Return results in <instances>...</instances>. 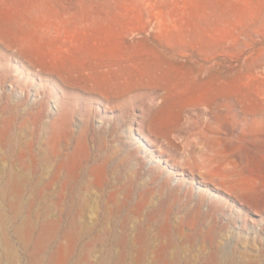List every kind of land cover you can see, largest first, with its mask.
Returning a JSON list of instances; mask_svg holds the SVG:
<instances>
[{"label":"rangeland","instance_id":"obj_1","mask_svg":"<svg viewBox=\"0 0 264 264\" xmlns=\"http://www.w3.org/2000/svg\"><path fill=\"white\" fill-rule=\"evenodd\" d=\"M30 151L72 210L31 232ZM123 234V264H264V0H0V264Z\"/></svg>","mask_w":264,"mask_h":264},{"label":"bare ground","instance_id":"obj_2","mask_svg":"<svg viewBox=\"0 0 264 264\" xmlns=\"http://www.w3.org/2000/svg\"><path fill=\"white\" fill-rule=\"evenodd\" d=\"M3 127V126H1ZM34 129V127H33ZM28 130L25 129V133L30 134V139L27 140L25 143L26 145L32 149L33 145H34V141H33V137H34V130ZM138 129V128H137ZM139 131V130H138ZM30 157V164L26 163V161H24L21 158H24L23 154H20L19 152V164L21 165V167L24 170H28L30 171V173L35 176V180L33 182L30 183V188L31 190L34 192L35 195V199L31 201V203H29L28 209L25 210L26 214L24 216V220L22 221L23 225L28 229L29 232L32 231L33 229V221L32 218H38L40 216V214L44 215V217L41 220V224L40 227L41 229H46L48 228V226L51 223H54V220H47L46 216L47 215H51L52 213H57L58 215V219L61 218L62 214L67 213V216H70V213L72 212L71 209H66L63 208V206L61 205V201H62V189L63 187L61 186L60 189L57 191V193L55 194V196L53 195V185L54 182L56 181L57 175L56 172H54L52 174V177L46 181L43 180L42 174L41 172H39L38 170V164L39 161L36 157V155L30 151L29 154ZM41 159V163H48L49 160L47 159L46 155L42 154V156L40 157ZM12 169V168H11ZM18 172V171H17ZM8 175L10 176V179L13 181V184L15 185V187L22 188L20 184H18L16 182V179H14V174L11 172H8ZM13 191V190H12ZM12 197V195H11ZM36 199H43V203L41 206V209L39 210H34L33 209V204L34 201ZM56 211V212H55ZM24 210L19 209L15 206V214L18 213H23ZM14 214V217H15ZM74 216H72L71 219H69V226L73 225V222H76L73 219ZM123 227V226H122ZM106 228V227H105ZM141 228L138 229V234L139 236L141 235ZM7 232V231H6ZM50 236V235H49ZM106 237V232L105 231H95L93 232V244L96 243H103ZM41 239V238H40ZM110 239V238H109ZM65 240V239H64ZM63 240V241H64ZM8 241V240H7ZM38 241V240H36ZM43 241V240H42ZM117 241H119V245L120 247L118 249H107V254H109L110 256H114L116 258L115 263L116 264H123L124 263V258L125 256L130 253V249H129V245H128V241H127V236L125 234L121 235ZM151 241V240H150ZM5 243V242H4ZM34 243V242H33ZM62 244V243H61ZM117 244V243H116ZM91 245V244H90ZM133 246V245H131ZM148 246V245H147ZM28 247V246H27ZM26 247V248H27ZM47 247V246H46ZM64 248V247H63ZM58 249V248H57ZM61 249V248H60ZM70 249V248H69ZM84 249V248H83ZM160 249V248H159ZM87 250V249H86ZM93 252L95 251L94 249V245L92 247ZM132 250L135 252L136 255H138V257L142 258V255L145 254L146 249L145 248H135ZM15 251V250H14ZM28 251V250H27ZM61 251V250H60ZM72 251V250H70ZM165 249H160L159 254H160V261L157 264H178V259L174 258L169 260L166 256V253L164 252ZM18 252V251H17ZM198 253V252H197ZM1 255V254H0ZM105 255V254H104ZM148 255V254H147ZM154 255V254H153ZM227 255V254H226ZM17 257V256H16ZM174 257V256H173ZM110 258V257H109ZM154 258V257H153ZM156 258V257H155ZM207 258V257H206ZM216 256L213 254L211 255L210 258H208L205 262V264H212L211 261L215 260ZM17 259V258H15ZM51 259V258H50ZM232 259V258H231ZM69 260V255H63L62 257L59 258L57 264H66V262ZM83 260L86 262V264H90L88 262V258L87 256L83 257ZM91 260V259H90ZM217 260V259H216ZM16 261V260H15ZM80 261V260H79ZM180 261V260H179ZM84 262V263H85ZM18 263V262H17ZM217 263V262H216ZM16 264V263H15ZM72 264H79L78 260L72 262ZM128 264V263H127Z\"/></svg>","mask_w":264,"mask_h":264}]
</instances>
